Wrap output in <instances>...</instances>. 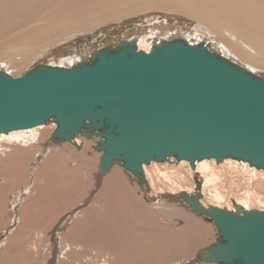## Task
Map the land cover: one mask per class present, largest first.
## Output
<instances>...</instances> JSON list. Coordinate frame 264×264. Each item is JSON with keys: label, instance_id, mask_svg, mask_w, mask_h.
<instances>
[{"label": "bare ground", "instance_id": "obj_1", "mask_svg": "<svg viewBox=\"0 0 264 264\" xmlns=\"http://www.w3.org/2000/svg\"><path fill=\"white\" fill-rule=\"evenodd\" d=\"M147 13L166 24L145 20V27L129 35L138 49L171 39L170 29L171 35L186 31L264 76V0H0V65L17 77L9 70L19 73L56 55L105 22L118 25ZM171 16L193 28L167 26ZM55 127L0 133V229L13 223L0 238V264H217L201 261L199 254L216 242L218 228L183 196L205 207L264 209V171L246 161L210 158L191 167L168 157L144 164L139 183L122 163L99 174V137L55 142ZM236 175L247 177L246 190L228 196L220 188L229 180L230 190ZM191 177L195 185L181 183ZM12 194L13 211L7 208Z\"/></svg>", "mask_w": 264, "mask_h": 264}, {"label": "water", "instance_id": "obj_2", "mask_svg": "<svg viewBox=\"0 0 264 264\" xmlns=\"http://www.w3.org/2000/svg\"><path fill=\"white\" fill-rule=\"evenodd\" d=\"M54 123L51 139L99 137L98 172L112 163L143 182L142 166L225 158L264 171V77L182 38L148 51L136 38L99 46L69 67L39 64L13 77L0 69V133ZM189 206L218 228L199 258L217 264H264V209Z\"/></svg>", "mask_w": 264, "mask_h": 264}, {"label": "rangeland", "instance_id": "obj_3", "mask_svg": "<svg viewBox=\"0 0 264 264\" xmlns=\"http://www.w3.org/2000/svg\"><path fill=\"white\" fill-rule=\"evenodd\" d=\"M152 14L153 13H147L146 16L142 15V16L134 17L133 19L125 20L124 22H122V23H120L118 25L115 24V23H112V22H105L106 24L103 23L98 28H95V30H93L92 32H88V33H86L84 35H80V36H77V37L73 38L71 40V42L68 43L69 45L67 44V46L64 47L61 51H59L56 55H52L51 54L49 56H46L44 59L41 58L39 60H36L34 63L27 65L24 69H21L19 71V73H18L17 69H12V70H9V71H11V73H13L14 76L15 75L19 76L18 74H20V75L26 74L34 66L39 65L41 63L42 64L45 63V64H50V65H55V66H57V65L58 66H64V67L72 66L74 64L79 63L83 58H86V57L90 56V54L92 53V50H94L95 48H98L99 46H103L104 47L105 45L112 44L114 42L119 41L120 39H124V38L128 39V38L132 37V36H129V35L131 33L135 32V30L138 31V30H141L140 28L145 27V25H146L145 20H147V19H153L154 18L155 19L154 21L157 22L156 24H162V25L166 24V22H165L166 20L163 17H161L158 14H155L156 17H154L155 15H152ZM149 15H150V17H149ZM159 16H160V18L157 19V17H159ZM167 20H168L167 26H169V27L171 25H175L177 27H182V28H188V27L189 28H191V27L193 28V26L191 24H187V22H184L183 20H176L173 16L168 17ZM170 31L175 32L174 29H170ZM170 31H169V34L167 33L166 35H169L171 37V39L172 38H182V39H184L187 42L193 43V40H192V37H193V38L196 39V41L198 43H203V44H207L208 43V41H201L197 37H194V34H192L190 32H186V31L182 32L181 33L182 35L179 34L181 36L180 37L178 34H175V33L173 35H171L172 32H170ZM187 34H190L192 36L187 35ZM150 41H146L145 40L146 43H148ZM137 43L138 42L136 40V44ZM209 46H211V44L210 45L208 44V47ZM211 50L215 51L214 49H211ZM72 52H76L77 55L73 54ZM218 54H220L223 57L227 58L222 52L221 53L219 52ZM64 56L66 58H64ZM71 56H72V58H71ZM67 58H68V61H67ZM230 61H233L234 63H236L234 60L230 59ZM238 65H240V64H238ZM240 66L242 67V65H240ZM242 68H244V67H242ZM0 69L6 71L5 70L6 68L3 65H0ZM262 77H264V76H262ZM49 124H52V123H49ZM152 164H154V163H152ZM149 166H151V164H149L147 167H149ZM239 176H241V175H236L237 179H235V182L232 184V187L230 188V190L228 188L229 187V185H228L229 180L226 181L228 183L225 182L226 185L224 184L226 188L223 185V187L220 188V190L222 192L224 191L225 194L228 193L227 194L228 196L238 195V193L241 194L243 191L246 190L247 177L244 176L245 179H242L243 180L242 181V180H240ZM191 179H192V177L188 178V180L184 179V180H182L181 183H184V185H186L188 187H191V186L195 185L194 183L192 184ZM237 183H238V185H237ZM162 185H163L162 182H158V186L159 187L162 188L163 187ZM166 186L168 187V185H166ZM244 188H245V190H244ZM94 193H95V190H93L92 194H94ZM149 194L151 195V192H149ZM12 198H13V194L10 195V198L8 199L9 205L7 207L11 211L14 210L13 209L14 205H11ZM224 205H226V204L224 203ZM254 207H253V209H254ZM73 208H71V210H74ZM12 226H13V223L11 221H9V223L6 224V226H4L2 229H0V238H5L8 235L9 231L12 229ZM0 246H1V244H0ZM0 250H1V248H0Z\"/></svg>", "mask_w": 264, "mask_h": 264}]
</instances>
